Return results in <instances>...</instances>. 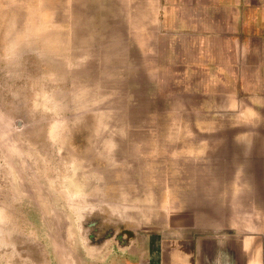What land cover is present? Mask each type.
<instances>
[{
  "label": "rangeland",
  "instance_id": "374dc122",
  "mask_svg": "<svg viewBox=\"0 0 264 264\" xmlns=\"http://www.w3.org/2000/svg\"><path fill=\"white\" fill-rule=\"evenodd\" d=\"M169 230L264 260V0H0V264Z\"/></svg>",
  "mask_w": 264,
  "mask_h": 264
},
{
  "label": "crops",
  "instance_id": "0c3cea01",
  "mask_svg": "<svg viewBox=\"0 0 264 264\" xmlns=\"http://www.w3.org/2000/svg\"><path fill=\"white\" fill-rule=\"evenodd\" d=\"M144 236L143 243L91 248L97 260L81 264H264L249 260V241L236 244L212 232L169 230Z\"/></svg>",
  "mask_w": 264,
  "mask_h": 264
}]
</instances>
